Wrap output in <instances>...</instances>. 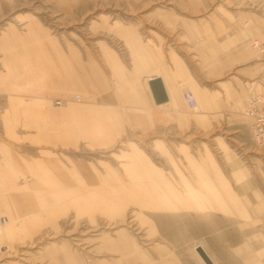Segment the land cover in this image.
<instances>
[{"label": "rangeland", "instance_id": "374dc122", "mask_svg": "<svg viewBox=\"0 0 264 264\" xmlns=\"http://www.w3.org/2000/svg\"><path fill=\"white\" fill-rule=\"evenodd\" d=\"M131 36L187 57L207 88L190 87L199 106L188 108L192 126L97 128L90 143L65 136L83 130L87 113L79 129L65 118L58 149H33L41 156L12 192L30 195L32 208L0 228L11 248L0 264H205L198 245L214 264H264V147L245 114L248 97L264 92V52L253 46L264 41L260 2L0 0V83L22 73L15 64L42 62L59 80L33 83V104L86 112L89 57L98 74L105 44L122 52ZM76 60L74 86L60 76ZM207 111L220 112L213 124L202 123ZM8 193L0 190L5 206Z\"/></svg>", "mask_w": 264, "mask_h": 264}, {"label": "crops", "instance_id": "0c3cea01", "mask_svg": "<svg viewBox=\"0 0 264 264\" xmlns=\"http://www.w3.org/2000/svg\"><path fill=\"white\" fill-rule=\"evenodd\" d=\"M123 47L125 51L120 52L113 45L105 44L102 52L103 67L98 74L96 65L92 68V59L89 57V102L86 112L57 111L48 109L46 104H33L32 99L37 100V97L30 95L34 93L31 89L33 83L47 84L51 80L58 84L56 81L59 80L57 74L49 72L51 69L42 62L15 64L22 73L17 77L8 75L6 85L0 83V190L9 192L6 197L11 203L5 206L0 200L1 214L9 218L8 215L11 214L31 212V196L12 192L22 189V176L30 174L32 159L41 156L40 153L33 156V149L36 152L58 149L54 144L63 141L65 118H72V125L79 129V118L87 113L86 122H82L83 130L79 129L65 136L72 140H80L86 136L90 143L96 137L97 128L113 127L119 130L123 127H134L142 134L153 127H169L180 121L184 125L192 126L191 112L184 94L192 86L201 90L207 88L197 81L189 60L179 47L161 40L149 44L138 36L124 39ZM41 54L46 55V52ZM42 59L44 58L40 57V61ZM63 63L64 66L71 65L66 60ZM76 63V67L72 63L71 70H64L60 76L62 82L70 79L74 86L78 85L81 77L80 61L76 60ZM149 78L153 81L159 79L163 84L166 99L160 103L157 102L150 84H145ZM15 79L20 84L23 83V86H28L23 93L16 92L20 90L15 88ZM221 93L224 95L225 92ZM215 114L219 115L220 112H205L202 123L207 121L213 124L211 116ZM33 141L41 144L34 145ZM48 143L53 144L48 147Z\"/></svg>", "mask_w": 264, "mask_h": 264}, {"label": "built area", "instance_id": "2783aa9c", "mask_svg": "<svg viewBox=\"0 0 264 264\" xmlns=\"http://www.w3.org/2000/svg\"><path fill=\"white\" fill-rule=\"evenodd\" d=\"M247 1L252 4L260 2V4L264 5V0ZM253 46L261 52H264V41L255 39L253 41ZM184 97L191 109L198 110L199 106L196 96L191 90H187ZM54 103L56 106H61L63 101L61 99H56ZM245 114L252 119V138L255 145L258 147H264V92H255L248 97L245 106ZM8 223L9 218L0 213V228L5 227ZM10 249L9 244H0V253L7 252Z\"/></svg>", "mask_w": 264, "mask_h": 264}, {"label": "water", "instance_id": "95a60500", "mask_svg": "<svg viewBox=\"0 0 264 264\" xmlns=\"http://www.w3.org/2000/svg\"><path fill=\"white\" fill-rule=\"evenodd\" d=\"M153 92L155 94V98L158 103L166 99V94L164 92V87L161 82V80L157 79L156 81H153L150 83ZM196 251L199 253L201 258L205 261L206 264H214L212 258L208 254V252L205 250V248L202 245L196 246Z\"/></svg>", "mask_w": 264, "mask_h": 264}, {"label": "bare ground", "instance_id": "6f19581e", "mask_svg": "<svg viewBox=\"0 0 264 264\" xmlns=\"http://www.w3.org/2000/svg\"><path fill=\"white\" fill-rule=\"evenodd\" d=\"M156 79V78H155ZM152 80L153 79H150V80H148V84H150L151 82H152ZM151 86V85H150ZM166 90V89H165ZM79 98V97H78ZM62 100V99H61ZM63 101V100H62ZM55 102V101H54ZM54 105H55V103H54ZM198 253V252H197ZM199 254V253H198ZM200 256V255H199ZM201 257V256H200ZM203 260V259H202ZM204 261V260H203ZM205 262V261H204ZM206 264V263H205Z\"/></svg>", "mask_w": 264, "mask_h": 264}]
</instances>
